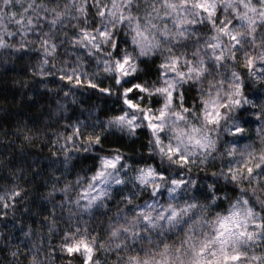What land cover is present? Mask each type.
Masks as SVG:
<instances>
[{
	"label": "snow or ice",
	"instance_id": "1",
	"mask_svg": "<svg viewBox=\"0 0 264 264\" xmlns=\"http://www.w3.org/2000/svg\"><path fill=\"white\" fill-rule=\"evenodd\" d=\"M192 26L206 29L208 38L201 40ZM31 33L35 40L26 42ZM31 43L43 52L40 75L48 74L45 65L66 44L94 58L97 72L102 65L117 91L123 88L118 98L126 106L105 127L133 132L146 127L148 159L159 158L158 167L145 163L128 177L130 165L114 150L99 154L94 171L78 176L75 186L69 182L58 188L55 178L49 196L63 193L61 205H75V211L68 210L69 221L78 213L107 208L114 186L132 183L131 190L121 191L104 239L82 230L79 221L61 230L59 249L68 264H264V0H0V49L15 52ZM148 59L155 63L154 79L131 83L128 78ZM79 60L76 67H62L60 79L112 94L111 87H100L94 75L80 70ZM249 80L261 92L259 103L245 93ZM134 89L141 93L136 102L129 96ZM249 116L258 122V144L241 145ZM77 137L86 142L85 152L102 148L100 133L85 137L77 126L66 143L75 144ZM64 153L67 163V148ZM214 153L227 167L213 176L223 177L236 190L235 199L225 195L226 208L223 201L217 203L215 184L208 185L207 193L188 195L197 181L183 178V169L190 172L197 159L200 164L215 160ZM73 190L75 198L68 195ZM145 193L148 198L137 202ZM20 195L14 190L9 199ZM3 207L6 215L8 203ZM45 226L50 233L56 230L55 214ZM25 247L26 264H47L52 258L42 244ZM9 255V264H22L19 247Z\"/></svg>",
	"mask_w": 264,
	"mask_h": 264
},
{
	"label": "trees",
	"instance_id": "2",
	"mask_svg": "<svg viewBox=\"0 0 264 264\" xmlns=\"http://www.w3.org/2000/svg\"><path fill=\"white\" fill-rule=\"evenodd\" d=\"M192 28L200 33L201 40L207 39L210 34L199 26ZM120 35L123 38V33ZM16 39L19 40L21 37L18 36ZM28 40L34 41L35 33L29 34L26 42ZM195 40L194 36L193 41ZM78 57L80 70L94 75L100 87H111L112 94L102 93L99 88L92 89L86 83L76 86L60 79V69L76 67ZM42 58L43 52L37 43H31L27 48L15 52L12 49H0V197H4V200H0V264H9L12 261L9 250L15 251L17 247L21 252L22 264H26L23 253L26 251L25 246L32 243L42 244L46 252L51 251L52 258L47 264H68V256L59 249L61 230L68 223L79 221L82 230L86 227L93 234H98L100 239H104L109 216L114 215L117 210L116 202L121 191L128 192L132 189L131 182L114 186L116 191L113 193V199L105 201L107 208L93 209L90 214L85 213L82 216L78 213L73 217V221H69L68 210L75 211V205L68 203L61 205L63 193L57 192L54 196H49L56 177H59L58 188L69 182L75 186L78 176L86 178L94 171L96 157L99 154H114V150H119L124 156V162L130 165V170L126 171L128 177H133L135 169L144 166L145 163L159 166L158 157L148 159L149 132L146 127H139L134 132L105 127L109 117L119 115L121 109L126 106L123 99L118 98V93H122L123 88L117 91L115 81L103 73L102 65L101 71L97 72L95 59L88 57L85 50L73 48L70 44L61 47L56 59L45 65V71L48 73L46 75L39 74ZM158 62L157 60L156 63ZM238 70L246 72L243 68ZM154 77L155 63L148 59L145 63H140L139 70L128 79L131 83L145 80L151 82ZM131 83L124 87H130ZM65 92H69V95L65 96ZM245 93L249 99L259 103L261 92L252 87L250 80ZM140 95L141 93L135 89L129 94L134 102ZM193 95L194 89L189 93V104ZM144 103H147V99ZM244 107L249 108L247 105ZM247 119L249 123L243 125L247 130L246 134L238 143L243 145L255 140L258 144L256 137L258 122L251 116ZM77 126H81L85 137L95 133L102 134V148L96 146L85 152L86 142L82 143L81 137L76 138L75 144L66 143L65 138L71 135ZM224 139L233 138L225 136ZM65 148L70 154L67 163ZM213 155L216 159L209 160L206 164H200L197 159L196 166H191L190 172L187 168L183 169V178L186 181L189 179L197 181L194 188L190 186L188 195L207 193L208 185L215 184L219 190L217 203L223 201L222 207L226 208L228 202L225 195L235 199L236 190L223 177L213 176V172H219L221 167H227L226 163L222 164L219 153ZM172 175L179 178L178 172H173ZM14 190H19L21 195L9 199ZM166 194L165 189V198ZM68 195L75 198L76 191L73 190ZM149 195L150 193H145L137 202L142 203ZM180 197L187 198L183 192L180 193ZM157 199L163 202V198ZM4 202L9 205L6 215ZM53 214L56 216V230L50 233L45 224L51 223ZM24 232H30V236L25 237ZM98 258L104 260L105 256L98 253ZM114 258V255L109 257ZM73 264H77V261L74 260Z\"/></svg>",
	"mask_w": 264,
	"mask_h": 264
}]
</instances>
